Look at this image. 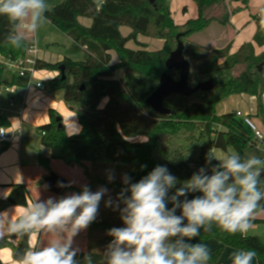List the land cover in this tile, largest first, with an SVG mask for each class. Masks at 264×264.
I'll list each match as a JSON object with an SVG mask.
<instances>
[{"label":"trees","instance_id":"1","mask_svg":"<svg viewBox=\"0 0 264 264\" xmlns=\"http://www.w3.org/2000/svg\"><path fill=\"white\" fill-rule=\"evenodd\" d=\"M242 1L244 4L248 2ZM195 2L198 17L182 25L174 23L168 0H101L97 4L93 0H64L46 13L47 20L70 37L73 44L61 63L38 60L35 68L37 71L50 69L59 72L60 65L65 66V80L60 74L47 85L53 92L64 91V100L71 110L77 112L81 125L79 134L69 136L64 129L58 128L62 123L59 113L53 109L48 111L50 122L39 128L41 143L50 150L49 157L39 155V164L48 171V176L53 172L51 161L59 160L67 166L84 167L90 188L100 182L120 193L125 187L123 183L100 180L84 163H90L92 167L122 165L132 182L147 175L157 165H163L183 181L206 166L205 158L209 151L224 152L234 148L243 156L249 146L255 145L248 127L237 117L236 111L218 115L216 106L231 95L255 96L257 116L264 124V73L261 71L264 53L256 55L252 43H245L236 53L230 54V43L223 48L207 49L192 42L190 38L207 30L212 22L230 26L232 14L238 11L225 7L221 17L208 12L221 6L225 0ZM79 18L90 19L91 25H82ZM255 20L258 21L257 16ZM257 24L254 42L261 47L264 46V27ZM121 27L130 28L131 34L123 36ZM9 28L7 18L0 16V90L4 86L24 89L29 75L21 77L9 71L4 63L23 58L28 43L25 41L20 49L7 45L5 37ZM140 35L163 40L164 45L160 50L150 51L138 42ZM179 35L185 46L184 56L192 67L189 86L194 88L212 81L213 89L199 90L190 97L172 94L164 100V106L171 110V114H160L151 109L147 99L158 88L163 73L167 72L179 80V70H167L165 65L170 53L177 48ZM130 41L141 48L127 47ZM112 52L119 59L117 64L112 63ZM79 53H83L82 60L71 58ZM240 66H245L244 70L235 72ZM119 70H124L123 77L116 76ZM105 99L107 102L101 107ZM0 127H11L3 113H0ZM137 137L146 140L133 141ZM142 165L146 167L142 168ZM67 189L81 191L65 184L62 191ZM11 191L8 198L0 203V210L11 205H26L25 185L16 184ZM192 195L195 194H190L189 198ZM261 205L256 213L264 210V201ZM263 221L255 218L252 222ZM95 226L94 221L89 231ZM198 237L220 243L218 248L210 251L212 259L209 264L219 262L226 249L238 248L255 250L258 264H264V242L259 236L247 235L244 238L239 233L227 234L213 226L208 233L201 229ZM85 253L92 254L94 259L101 254L90 243L77 259L82 261Z\"/></svg>","mask_w":264,"mask_h":264},{"label":"clouds","instance_id":"2","mask_svg":"<svg viewBox=\"0 0 264 264\" xmlns=\"http://www.w3.org/2000/svg\"><path fill=\"white\" fill-rule=\"evenodd\" d=\"M48 11L47 0H0V16L10 25L5 43L16 49L23 47L28 34L47 22ZM255 15L264 27V4L256 7ZM205 164L183 181L163 165L136 182L124 174L125 187L116 200L106 187L92 191L87 184L79 192L60 197L38 196L18 212L15 206L11 212L0 213V240L44 238L28 243L21 255L14 253L13 264H209L212 256L208 246L191 241L201 229L208 233L213 226L247 237L264 201V158H244L228 148L221 155L209 151ZM107 179L114 181L115 173L108 172ZM190 194L195 195L189 198ZM106 195L105 206L119 211L123 226L108 230L112 239L98 259L85 253L82 261L78 260L81 249L74 246L75 237L96 220ZM256 257L255 250L244 248L229 255L231 264H253Z\"/></svg>","mask_w":264,"mask_h":264},{"label":"crops","instance_id":"3","mask_svg":"<svg viewBox=\"0 0 264 264\" xmlns=\"http://www.w3.org/2000/svg\"><path fill=\"white\" fill-rule=\"evenodd\" d=\"M233 3L235 7L236 6L239 7L242 5L240 2L235 1L232 2L231 6L233 5ZM212 12H213L212 14L220 15L223 13V10L222 8H218V9L214 8ZM82 19L84 18H79V22L82 25L87 27L91 25V24L90 25L83 24L81 21ZM182 24H178V25H182ZM241 24L236 26L234 24L233 19H231L230 21V26H222L217 21L212 22V24L207 28V30H205L209 34L210 33L212 34L211 36H208V39H206L204 43H202V46L205 47L209 46V49H219L225 47L228 43H230L231 44L230 54H234L239 50V48L243 44L252 43L256 55H260L264 53V46L260 47L254 42V38H255L254 36L258 31L257 25L253 23L250 24L249 21L246 22L245 24L242 22ZM126 28L128 29V32L124 33L123 31ZM120 30L123 36H128L129 34H131V29L128 27H121ZM150 39L158 40L159 42H161L160 48H158L157 50H160L163 47L164 45L163 40L148 38L141 35L138 36L137 38L138 42L146 45L147 47H148L147 44ZM26 41L28 44H32V43L34 44V42L36 43V41L32 38L31 34L27 36ZM70 41L71 44H73V40L71 38ZM219 44H222V46L219 47L218 46ZM36 47L38 49L37 43H36ZM127 47L131 49L139 48L138 44L134 43L133 41L128 42ZM66 55L67 54H65V56L62 59H59L57 63L62 62L66 57ZM42 59L43 58L40 57V52L38 49V60L45 61ZM118 62L119 59L117 55L114 52H112V63L117 64ZM220 62H223V60H221ZM40 71L41 70L36 71V73L34 74V79L35 82L41 81L45 83L47 86L46 89L40 90L39 88H36L34 86V88H30L27 90L23 89L22 91H19L16 94V96L10 94L7 91L0 92V109L2 110L3 114L5 115L6 113L9 114V116L6 115L10 121V126H11L8 129L13 134L12 143L7 145L0 143V203L8 198V195L10 194V192H12L11 190L13 186L16 184H23L27 187V201L31 199H35L38 196L40 197V199H47L48 197H50L49 192L51 191L46 184V179L49 176L46 170H44V168L41 167L39 164V155H43L44 157H49L50 150L42 145L41 143L42 137H39L40 134L39 128L50 122V117L48 113L50 109L55 110L59 114L63 112L62 107L64 106L65 100H64V91L53 92L48 88L47 85L48 81L58 76V72L56 74L54 73L53 75H51L49 73L41 74L39 73ZM116 76L123 77L124 70H119ZM35 92H37L36 97H34ZM14 98L19 99L18 100L19 103H17V105L15 106H11V101ZM34 100H39L40 102L39 103L33 102ZM22 101L25 102V110L23 115L20 116L18 114V110H19L20 102ZM30 103L35 104V108H36L35 110L31 111L28 108V105H30ZM257 103L258 102L255 96H250L247 94L231 95L227 98V100L226 99L223 100L216 106V111L218 115H223L232 111H241L242 113L250 116L252 120L257 124V126L264 132V124L261 121V119L257 116L258 114ZM25 123H27L28 126H26ZM63 127L65 130V126ZM249 131L254 141L255 140L254 134L250 129ZM221 152L223 151L214 150V154L216 155H221L222 154ZM55 161L57 160L51 161V168L53 173L59 175L54 170ZM84 166L88 168V170L92 174L94 167H92L90 163H84ZM73 167H77V169L80 171V177L76 179L75 182L74 181L70 182V184H68L66 181V184L68 186L70 185V187L81 189V186L88 184L89 180L85 175L84 167L79 165ZM95 177H98L100 180L109 182L106 178H103L99 175ZM110 183H118V182L112 181ZM101 186L106 187L109 191L110 190L117 191L119 193L117 189L110 187L108 184L105 185L100 182L92 186L91 190L96 191ZM72 192H79V191H76L74 189H67L65 191H61L60 193L61 196H63ZM21 207L22 206H17V205L7 206L6 208L0 210V213L5 212L6 210L8 212H11L12 210H14V208H15L14 211L18 212L21 210ZM109 208L110 207L105 206V201L103 199L100 203L99 213L95 220L96 226L91 231H89V227H90L89 226L85 231H82L78 236H76L74 246L79 247L81 251H85L88 248L89 243L94 244L96 247H104L111 241L112 238L110 236L107 235L105 237H100L97 233L103 229L108 230L113 227L123 226L122 221L120 219L119 211L118 210L114 211L113 208H111L109 211ZM256 218L260 220H264V215L263 217L256 216ZM95 234L97 235V238H95ZM247 235H249V232ZM92 238H94L93 241ZM40 239H44V238L38 237L36 238V240L29 241V243H35ZM20 241H21L20 239L12 240L11 246L0 249V261L2 262V264H13V254L16 248L18 247ZM219 245H220L219 242L217 243V245H215L214 243H207V246L210 251L215 248H218ZM232 250L233 249H226L224 253H228Z\"/></svg>","mask_w":264,"mask_h":264},{"label":"rangeland","instance_id":"4","mask_svg":"<svg viewBox=\"0 0 264 264\" xmlns=\"http://www.w3.org/2000/svg\"><path fill=\"white\" fill-rule=\"evenodd\" d=\"M64 0H47L50 9L55 7L56 5L62 3ZM226 3L224 2L221 6H219L218 8H222V10L225 9V7L228 9H238L237 12H235L234 14H232L231 19H233L234 24L240 25L242 22L245 24L246 22H250L257 25V22L255 20V9L258 5L260 4H264V0H247L248 2L246 4L243 3L242 0L236 1V2H240L242 5L241 6H231L232 2H235L233 0H225ZM168 5L171 11V16L173 18V21L175 24H182L184 22H186L188 19H193V18H197L198 17V8H197V4L195 2V0H168ZM216 8V9H218ZM209 13H213L212 10L208 12ZM221 17L224 16V14H220ZM83 24L85 25H90L91 22L90 20L84 18L81 20ZM242 25V24H241ZM124 33L128 32V29H124L123 31ZM212 33H208L207 31L202 32L200 34H196L194 36H192L190 38V40L192 42H195L197 44L202 45V43H204V41H206V39H208V36H211ZM29 35V34H28ZM32 38L36 41L39 52H40V57L43 58L42 60H45V62H50L51 64H56L58 62L59 59H62L65 54H67L68 49L71 47V41L70 38L64 33L62 32L59 28H57L56 26H54L53 24H51L48 20L47 22L35 33H31ZM160 43L158 40H149L148 42V47L147 49L150 51H156L158 48H160ZM219 47L222 46V44L218 45ZM205 47V46H204ZM141 47L137 48L140 49ZM207 49H209V46L207 47ZM72 59L75 61H79L83 59V53H79L77 55H73ZM61 63V62H60ZM245 66H240L237 67L235 70V72H240L242 70H244ZM261 71L264 73V67L261 66ZM39 73L44 74V73H49L51 75H53L54 73L56 74L57 71L55 70H41ZM60 75V73L58 72V76ZM37 92L34 93V97H36ZM40 100V99H39ZM39 100H34L33 102H37L39 103ZM107 102V99L103 100V102L101 103V107H103ZM28 108L32 111L35 110V104L30 103V105H28ZM219 109V108H218ZM62 113L59 114L62 118V124L63 126H65V132L67 135H77L81 132V127L79 125V121L77 118V115L75 111L71 110L69 105L65 102L64 106L62 107ZM7 116H9L8 113H6ZM26 126H28L27 123H25ZM41 134V132H40ZM39 134V137H42ZM146 138L144 137H137L135 139H133V141H145ZM223 153V152H221ZM258 156L260 158H264V145H253V146H249L245 152L244 155L242 157L247 158L249 156ZM45 170V169H44ZM54 170L59 174L58 176H60L61 178H63L65 181H67L68 184H70V182H75L76 179H78L80 177V171L77 169V167H71V166H67L65 165L62 161H55L54 164ZM47 174L48 171L46 170ZM108 172H114L115 173V182H120L122 183V176L125 174V167L122 165H97L94 166V169L92 171V174L94 176H101L103 178L107 179V174ZM53 173V172H52ZM56 174V173H55ZM108 180V179H107ZM119 193L117 191H109L108 195H110L112 197L113 200H116L117 195ZM50 196L53 197H60L61 193L56 194V193H52L49 192ZM108 195H106L104 197V201H106L108 199ZM111 207L109 208L110 211ZM264 215V210L260 211L259 213H256L257 217H263ZM253 223V227L252 229L249 231V235H256L259 236L262 241L264 242V221L263 222H259V223ZM109 230V229H108ZM107 229H103L100 230V232H97L98 235L100 237H105L107 236ZM94 235V234H93ZM95 238H97V235L95 234ZM94 240V238H92V241ZM192 243H196V242H201L207 245V243H214L215 245H217V241L216 240H201L200 238H194L192 241ZM106 246L104 247H97V251L99 252H103ZM235 249H233L232 251H234ZM228 252V253H224L222 254L219 262L214 263V264H231V261L229 259V255L232 252ZM254 264H257V258H254L253 261Z\"/></svg>","mask_w":264,"mask_h":264},{"label":"water","instance_id":"5","mask_svg":"<svg viewBox=\"0 0 264 264\" xmlns=\"http://www.w3.org/2000/svg\"><path fill=\"white\" fill-rule=\"evenodd\" d=\"M96 4L101 0H93ZM178 45L177 48L172 51L166 60V68L167 70L176 69L180 72L179 80L173 79L167 72L163 73L160 77V82L158 88L154 91V93L147 99V104L151 107L152 110L158 112L160 114H171V110L167 109L164 106V100L166 97L172 94H181L186 97H190L195 92L202 91H210L213 89V82L208 81L205 83H201L194 88H191L188 84V78L191 72V64L184 56L185 46L183 42L180 40V35L177 37ZM59 73L62 75V79L65 80V66L60 65ZM59 130L64 129L63 124L59 123ZM264 178V177H263ZM46 184L50 188V191L53 193H60L63 189L60 185H65L66 181L58 176L55 173H52L46 179ZM20 239V243L16 248L15 252L17 256L21 255L26 248L28 247V237L25 236L23 238L18 237H10L5 238L4 240H0V249L9 247L12 245V240ZM0 264L2 262L0 261Z\"/></svg>","mask_w":264,"mask_h":264},{"label":"built area","instance_id":"6","mask_svg":"<svg viewBox=\"0 0 264 264\" xmlns=\"http://www.w3.org/2000/svg\"><path fill=\"white\" fill-rule=\"evenodd\" d=\"M37 61H38V49L36 47V43L34 42V44L33 43L28 44L26 55L23 58H20L17 61L5 62L4 65L9 71L18 74L21 77L26 76L27 74L29 75L30 79L28 80V85L26 88H24V90L34 88V86L36 88H39L40 90H44L47 87L46 84L41 81L35 82L34 79V74L37 71L35 68ZM22 90L23 89L18 88L16 86H11V87L4 86L2 87L0 92L7 91L10 94L16 96V94ZM18 100L19 99L16 98L12 99L11 106L17 105V103H19ZM24 110H25V102L22 101L20 102L18 114L22 116ZM0 113H3L1 109H0ZM236 115L239 119H242L246 127H248L254 134L255 145L257 144L264 145V132L257 126V124L252 120V118L242 113L241 111H236ZM0 131H5L3 133H0V143L4 145L12 143L13 134L9 131V129L7 127H0ZM42 135H44V132L42 133Z\"/></svg>","mask_w":264,"mask_h":264}]
</instances>
